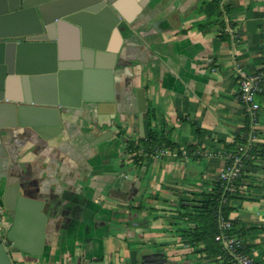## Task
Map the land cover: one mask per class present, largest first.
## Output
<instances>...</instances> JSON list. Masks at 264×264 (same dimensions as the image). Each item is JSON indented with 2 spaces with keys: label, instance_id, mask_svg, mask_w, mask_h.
<instances>
[{
  "label": "crops",
  "instance_id": "obj_1",
  "mask_svg": "<svg viewBox=\"0 0 264 264\" xmlns=\"http://www.w3.org/2000/svg\"><path fill=\"white\" fill-rule=\"evenodd\" d=\"M105 1L121 17L123 36L115 111L101 106L112 111L111 125L96 126L84 107L67 110L71 122L47 140L30 129L0 132L1 225L13 220L2 199L15 182L39 194L48 215L41 256L15 253L16 264H130L132 249L136 264H230L220 246L208 255L205 243L183 241V228L206 220L201 207L183 202L208 199L227 156L246 141L234 65L247 73L264 66V0ZM256 98L259 125L228 216L255 264H264V86ZM157 148L165 153L156 157Z\"/></svg>",
  "mask_w": 264,
  "mask_h": 264
},
{
  "label": "water",
  "instance_id": "obj_2",
  "mask_svg": "<svg viewBox=\"0 0 264 264\" xmlns=\"http://www.w3.org/2000/svg\"><path fill=\"white\" fill-rule=\"evenodd\" d=\"M98 22L103 23L100 32L95 29ZM120 22L105 0H0V132L30 129L47 140L71 122L67 110L84 107L96 126H110L112 111L104 112L101 106L115 111L114 68L123 42ZM66 37L68 44L62 40ZM106 53L108 59L103 58ZM135 92L143 133L145 91L138 87ZM109 137L111 131L102 133L90 145ZM123 179L121 175L118 182ZM2 203L13 212V220L0 228V264H16L14 254L20 252L41 256L48 224L44 199L15 182L6 187ZM136 259L137 250H130V264Z\"/></svg>",
  "mask_w": 264,
  "mask_h": 264
},
{
  "label": "built area",
  "instance_id": "obj_3",
  "mask_svg": "<svg viewBox=\"0 0 264 264\" xmlns=\"http://www.w3.org/2000/svg\"><path fill=\"white\" fill-rule=\"evenodd\" d=\"M234 70L238 76L239 89L237 98L243 104L248 122V134L246 141L241 144L237 151L227 156L225 165L217 173L215 179L228 190H233L234 182L240 177L244 158L253 147L256 131L259 125L260 103L256 95L262 93L264 86V66L258 71L247 73L240 65L235 64ZM165 153V148H157L154 151L155 156ZM220 204L214 213L216 221V233L214 239L219 243L223 251L230 257L234 264H253L252 253L246 251L245 243L236 235L230 232L232 228V219L223 213L222 205L225 203V197H221ZM0 228L3 229L1 223Z\"/></svg>",
  "mask_w": 264,
  "mask_h": 264
},
{
  "label": "trees",
  "instance_id": "obj_4",
  "mask_svg": "<svg viewBox=\"0 0 264 264\" xmlns=\"http://www.w3.org/2000/svg\"><path fill=\"white\" fill-rule=\"evenodd\" d=\"M144 139L143 137L141 138ZM145 143V141H144ZM253 148V147H252ZM252 150V149H251ZM148 151V150H147ZM151 151V150H149ZM250 152V151H249ZM245 160V159H244ZM244 172V163L243 168L240 177L234 182V185L236 184L238 187V180L241 179ZM237 187H233V190H228L224 185H221L217 182V186L214 188V191L212 195L206 200H200L203 204H207L205 207H201L198 209H195L199 212V215H204L206 217V220L202 221L198 224L195 223L193 227H187L182 229V238L184 242L190 243L193 246L202 242L205 243V247L203 249H208V255H212V253H215L219 251L221 248L219 247V243L215 241L214 236L216 233V221L214 217V213L217 210V207L219 206L220 202L219 200L221 197H225V203L222 205L223 213L228 216L229 213L232 211V206L230 204V198L236 196ZM181 208H189L185 207L182 204H180ZM232 234H234V223L232 222V228L230 230ZM242 240V239H241ZM209 241V243L207 242ZM244 242V241H243ZM213 250V251H212ZM212 251V253H211ZM222 254V251H220ZM227 257H224V260L227 261V263L234 264L228 255ZM229 259V262H228ZM255 264V262H253Z\"/></svg>",
  "mask_w": 264,
  "mask_h": 264
},
{
  "label": "bare ground",
  "instance_id": "obj_5",
  "mask_svg": "<svg viewBox=\"0 0 264 264\" xmlns=\"http://www.w3.org/2000/svg\"><path fill=\"white\" fill-rule=\"evenodd\" d=\"M18 92H19V94H20V92H21V85H19Z\"/></svg>",
  "mask_w": 264,
  "mask_h": 264
}]
</instances>
